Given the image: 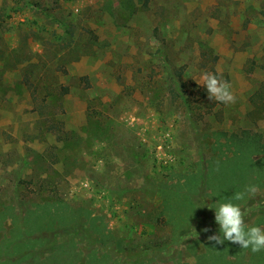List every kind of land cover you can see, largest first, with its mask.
<instances>
[{
	"label": "rangeland",
	"instance_id": "obj_1",
	"mask_svg": "<svg viewBox=\"0 0 264 264\" xmlns=\"http://www.w3.org/2000/svg\"><path fill=\"white\" fill-rule=\"evenodd\" d=\"M33 1L61 22L0 0V240L10 216L51 214L39 251L70 245L69 264L264 263L207 239L228 200L264 228V153L221 136L264 145V0Z\"/></svg>",
	"mask_w": 264,
	"mask_h": 264
},
{
	"label": "trees",
	"instance_id": "obj_2",
	"mask_svg": "<svg viewBox=\"0 0 264 264\" xmlns=\"http://www.w3.org/2000/svg\"><path fill=\"white\" fill-rule=\"evenodd\" d=\"M22 1V7L19 9L27 8L34 10L35 12L46 16L49 20H53L58 23L61 22L60 20H57L56 17L52 18V15L50 14L51 10L49 8L42 7L39 2H34L33 0ZM1 25H3V22L0 17V26ZM180 75L181 73L172 74L169 78L170 83L176 84ZM67 93L68 88L66 86H60L58 88V92L53 94L60 97L66 95ZM42 101L45 102L46 99L42 98ZM46 109L48 108L44 104L42 107L40 106L37 108V112L41 118L48 121L50 116L47 115ZM56 130L60 131L61 128H56ZM221 136H223L225 141L223 144L231 146L237 153L246 152L247 155L264 153V145L259 144L257 139L237 137L235 135L227 136L226 134H221ZM48 216L46 218L45 216H10L13 226L11 230L7 231V235L3 236L0 240V264H69V256L72 254L69 252L70 245L59 244L56 246V249H53V251H39V248H42L46 244V240L42 239V237H38L37 235L35 236V232L38 234V231L43 228L48 230L52 229L51 226L53 225L55 218H52L51 214ZM42 218H45V220H41ZM45 222L48 224V227H45L44 224H42ZM258 223L264 225V220H261ZM95 254L96 253L94 252V255ZM108 264L128 263L110 261ZM253 264L264 263L255 262Z\"/></svg>",
	"mask_w": 264,
	"mask_h": 264
},
{
	"label": "clouds",
	"instance_id": "obj_3",
	"mask_svg": "<svg viewBox=\"0 0 264 264\" xmlns=\"http://www.w3.org/2000/svg\"><path fill=\"white\" fill-rule=\"evenodd\" d=\"M195 82L206 89L209 100L225 105L235 103L236 98L231 90L232 86L222 78V73L204 71ZM257 192L256 186H248L244 192L236 193L233 199L241 201L246 194L254 196ZM244 217L245 212L238 204L231 200L220 203L214 215L215 222L219 225V233L208 236V241L214 245H223L225 241H228L240 248H250L253 253L264 249V228L246 225ZM203 231H209V229L205 228Z\"/></svg>",
	"mask_w": 264,
	"mask_h": 264
}]
</instances>
